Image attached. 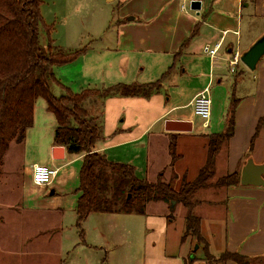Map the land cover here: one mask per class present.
I'll use <instances>...</instances> for the list:
<instances>
[{
    "label": "crops",
    "instance_id": "0c3cea01",
    "mask_svg": "<svg viewBox=\"0 0 264 264\" xmlns=\"http://www.w3.org/2000/svg\"><path fill=\"white\" fill-rule=\"evenodd\" d=\"M128 1V17L123 10L118 11L116 17L109 20V34L103 41V52L115 56L109 61L110 72L119 76L117 80L127 83L161 79V86L149 97L106 98L104 137L98 142L97 150L114 162L131 164L141 179L155 182L170 171L192 181L208 160L207 134L226 130L229 111L236 103L234 133L216 157L217 179L234 172L241 175L249 156L257 163L264 162V56L254 71L240 60L241 54L264 32V0H200L199 10L193 9L189 0ZM215 47H218L215 54L208 52ZM89 53L80 56L85 60L92 57ZM95 61L85 60L84 84ZM65 65L57 66L55 73L66 84L61 78L65 69L61 68ZM206 88L213 101L212 117L208 123L202 122V128L196 129L193 100ZM53 120V129L42 142L46 156L31 162L25 152L15 154L10 160H18L20 165L1 175L0 189L10 185L11 193L0 194V264L17 262L24 251L31 253L30 248L37 243L42 242L45 248L62 247L68 242V215H74L76 221V206L81 195L82 165L78 163L83 156L75 155L69 162H57L68 157L66 151L64 159L53 158V149L57 147L55 117ZM169 120L192 121L193 130L168 131L165 127ZM30 128L24 142L11 143L3 168L10 150L13 147L21 150L25 146L31 135ZM172 142L176 143L175 159L170 152ZM189 143L197 146L196 150H191V160L190 150L184 148ZM36 164H46L56 170L50 184L33 183L32 171ZM191 166L196 168L194 172L189 171ZM14 180H19L18 193H13L18 186ZM66 187L74 192L68 193ZM223 189L226 207L223 231L203 236L201 219L200 232L204 238L201 244L191 238L182 241L186 222L174 230L176 219L169 217L171 211L167 203L165 213L160 215H152L148 208L145 214L92 212L81 227L76 222L75 226L86 234L91 224L96 239L84 243L91 249L103 250L122 246L117 243L114 232L120 226L126 227L130 234L137 229L140 232L159 230L162 241L147 253L146 264H212L210 255L226 252L239 253L251 264H264V187L239 183ZM165 234L174 235L173 246L167 245ZM154 240L152 236L150 244ZM41 254L50 256L51 252L45 250ZM219 264L240 263L225 259Z\"/></svg>",
    "mask_w": 264,
    "mask_h": 264
},
{
    "label": "trees",
    "instance_id": "16d2710c",
    "mask_svg": "<svg viewBox=\"0 0 264 264\" xmlns=\"http://www.w3.org/2000/svg\"><path fill=\"white\" fill-rule=\"evenodd\" d=\"M42 3L43 0H0V178L11 143L25 141L27 130L34 124L37 100L43 98L46 109L56 119L55 146H64L68 155L83 156L79 173L81 195L76 206L78 227L92 212L145 214L151 201H165L169 203L170 218L178 204L186 209L182 241L191 234L203 243L201 218L194 213L199 203L196 193L215 176L216 157L234 133L236 103L229 111L226 130L207 134L208 160L194 180L183 179L176 189L161 180V175L155 182L139 178L131 164L114 162L97 150L104 137L102 104L112 96L149 97L160 90L161 79L72 91L56 76L55 67L74 61L87 47L65 51L56 45L52 28L42 16ZM42 33L46 34V43L41 41ZM54 87L61 90L59 95L54 93ZM170 152L175 159V142L170 144ZM239 183L240 172L216 180V185L223 187ZM226 259L251 264L239 253L226 252Z\"/></svg>",
    "mask_w": 264,
    "mask_h": 264
},
{
    "label": "rangeland",
    "instance_id": "374dc122",
    "mask_svg": "<svg viewBox=\"0 0 264 264\" xmlns=\"http://www.w3.org/2000/svg\"><path fill=\"white\" fill-rule=\"evenodd\" d=\"M121 1L122 2H119V0H43L41 13L45 23L52 28L51 36L55 40V44L62 47L65 51H72L86 46L87 50L82 55L89 51V55L92 57L85 60L88 62L96 60L93 64V68L90 69L91 72L87 75L86 84L83 83V75L86 70V62L83 56H78V58L68 64L69 66L66 64L61 68V70L65 68L63 69L64 77L61 76V78L67 81L66 84L63 83L69 86L72 91L80 92L87 87H107L116 83H127L117 80L119 76L113 73V71L110 72L111 67L109 66V61H112L115 56H113L111 52H103L102 49L103 41L109 34L108 25L111 23L109 20L116 17L118 11L120 12L121 10L125 13V17H128L129 13L127 11L129 1L127 0V3H124V0ZM46 40V34L42 33L41 41L46 43ZM107 79L109 82H107ZM104 80L106 82H104ZM54 93L56 95L61 93L59 87H54ZM95 98L98 97H92L91 99L95 100ZM102 110L104 111V102L102 104ZM53 117H55L53 113L51 114L46 110L44 99L40 98L36 103L35 121L29 133L31 135L28 136L27 142L21 150L13 147L14 149L8 152L5 159V168H3L4 174L5 170L11 172L18 167V164L20 165L18 160H10L11 156L15 154L22 155L25 152L29 156L31 162L39 161L41 156H46L43 152L42 142L45 137L48 136L46 133L53 129ZM193 118L196 129L202 128V122L204 120L196 115H193ZM205 130L208 131L209 129ZM184 148L190 150L191 153H188V155L191 160L193 158L191 150L197 149L196 144L189 143L186 146L184 145ZM75 157V155L69 154L65 160L57 162H69ZM78 165H82V162L80 161ZM195 170L196 168H192L191 166L189 171L194 172ZM136 175L139 177L137 173ZM217 176L218 175L215 174L211 181H209L210 184L206 188L199 189L196 193L199 204L195 208V213L202 219L203 236H210L216 232L221 233L225 224V190L223 186L216 185ZM2 178L0 182H2ZM182 178L183 177L175 173L171 174L169 171L160 179L171 183V185L177 189L182 183ZM19 180H14V184L18 182V186H16L17 189L13 193H18L19 191ZM3 186H1V188H3ZM48 190L49 192L51 191V189ZM10 191L11 188L9 185L4 189H0V194H10ZM66 191L68 193L74 192V189L68 190L66 187ZM165 203L167 202L151 201L147 206L148 210L150 209L152 212L149 211V213L152 215L165 213L167 207ZM167 204L169 205V203ZM186 213V209L181 204L176 206L172 213L173 218L176 219L177 225L173 226L174 230H178L180 225L185 222ZM93 218L96 217H92V219ZM75 222L74 215H68V220L66 222L68 226L66 239L68 242L62 247H54L53 245L50 247L49 245L45 248L42 242L40 245L37 243L30 248V251H32L31 253L24 251V255H22L17 262L12 261V264H63V261H65V264H146L147 253L155 246H158V244L160 245L162 241L159 230L140 232V230L137 229L136 232L130 234L127 232L126 227L120 226L115 229L114 232L118 238L117 243L121 244V247L118 249L108 247L106 250L101 248L91 249L89 245H85L84 241L90 243L96 239L94 229L91 228L90 224L89 232L87 229V233L82 234L75 226ZM96 224L99 225L100 221ZM105 224L107 225V222H105ZM84 227L86 229L87 226ZM152 236H155V240L153 244H150ZM190 238L194 243H199L196 237L193 235L191 236V234L187 235L185 240H189ZM164 239L167 241V245L173 246L175 242L173 234H165ZM196 246L197 245H195V248ZM45 250L48 251V253L51 252V255L45 256L41 254L42 251ZM209 257L212 264H219L226 259V253L215 256L210 255Z\"/></svg>",
    "mask_w": 264,
    "mask_h": 264
},
{
    "label": "water",
    "instance_id": "95a60500",
    "mask_svg": "<svg viewBox=\"0 0 264 264\" xmlns=\"http://www.w3.org/2000/svg\"><path fill=\"white\" fill-rule=\"evenodd\" d=\"M191 4L193 9L199 10L201 8L200 0H194ZM263 56L264 32L241 54L240 60L250 70L254 71ZM165 128L168 131L190 132L193 130V122L169 120L166 122ZM65 152L66 149L64 146H57L53 149V158L56 160L64 159ZM240 184L264 187V162L257 163L252 156H249L241 170ZM198 247L199 245L196 246V248Z\"/></svg>",
    "mask_w": 264,
    "mask_h": 264
},
{
    "label": "built area",
    "instance_id": "2783aa9c",
    "mask_svg": "<svg viewBox=\"0 0 264 264\" xmlns=\"http://www.w3.org/2000/svg\"><path fill=\"white\" fill-rule=\"evenodd\" d=\"M194 1V0H189ZM218 47L208 49L212 55L216 53ZM213 101L209 89L201 91L193 100L194 115L203 119L204 123H208L212 117ZM56 174V170L46 164H36L32 171V181L35 185L43 186L52 182V178Z\"/></svg>",
    "mask_w": 264,
    "mask_h": 264
}]
</instances>
